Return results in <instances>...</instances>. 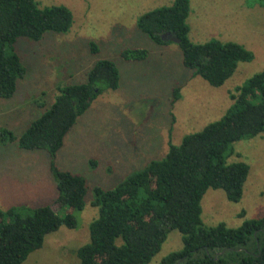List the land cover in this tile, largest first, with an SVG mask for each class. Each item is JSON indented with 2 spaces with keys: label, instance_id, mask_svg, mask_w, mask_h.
Segmentation results:
<instances>
[{
  "label": "rangeland",
  "instance_id": "rangeland-1",
  "mask_svg": "<svg viewBox=\"0 0 264 264\" xmlns=\"http://www.w3.org/2000/svg\"><path fill=\"white\" fill-rule=\"evenodd\" d=\"M36 1L40 6L68 7L72 24L68 31H48L38 41L17 38L15 50L25 74L13 97L0 98V127L19 137L50 106L58 85L84 82L100 59L113 60L120 74L118 87L102 91L78 116L55 158L59 168L83 175L89 186L77 226L61 225L49 232L42 246L21 263L77 264L76 250L89 240L88 225L98 212L90 205L92 187L115 186L150 160L162 158L169 139L178 144L184 134L219 119L231 104L229 92L264 69V0H190L187 23L193 42L234 41L253 53V59L239 62L219 87L183 65L176 42L155 43L138 29L136 19L142 13L173 0ZM91 43L97 52L91 51ZM132 47L145 48L147 58L122 59L120 52ZM175 87L180 95L172 102ZM40 100L44 105H38ZM233 149L228 161L249 165L242 196L232 202L223 190L208 188L201 199L206 225L224 222L236 227L246 218L264 214V136L242 138ZM50 161L43 149H23L17 141L0 145V208L49 205L59 210ZM180 248L181 233L172 229L148 264H159L163 256Z\"/></svg>",
  "mask_w": 264,
  "mask_h": 264
},
{
  "label": "trees",
  "instance_id": "trees-1",
  "mask_svg": "<svg viewBox=\"0 0 264 264\" xmlns=\"http://www.w3.org/2000/svg\"><path fill=\"white\" fill-rule=\"evenodd\" d=\"M189 13L190 0H173L168 6L142 13L136 25L158 44L171 41L162 38L165 33L179 38L183 65L219 87L239 62L251 61L253 53L234 41L193 42ZM72 20L64 5L0 0V98L13 97L25 74L15 50L17 38L38 41L48 31L63 33ZM97 50L91 43V51ZM120 56L143 60L148 51L126 48ZM119 78L115 62L100 59L87 71L84 82L58 85L53 102L19 137L0 127V145L17 141L20 148L43 149L50 155L59 208H0V264H21L42 246L46 234L61 225L77 226V213L86 203L89 186L83 175L59 168L55 158L78 116L102 91L117 88ZM179 92L175 87L172 102ZM229 98L231 104L219 119L184 134L178 144L169 139L162 158L150 160L113 187H92L90 205L98 212L88 225L89 240L76 250L77 264H148L172 229L181 233L182 248L163 256L159 264H264V214L246 218L236 227L224 222L209 226L201 216V199L208 188L223 190L232 202L242 196L249 165L242 160L228 161V157L235 141L264 136V69L230 91ZM37 103L44 105L41 100ZM90 162L96 166L94 159Z\"/></svg>",
  "mask_w": 264,
  "mask_h": 264
},
{
  "label": "water",
  "instance_id": "water-1",
  "mask_svg": "<svg viewBox=\"0 0 264 264\" xmlns=\"http://www.w3.org/2000/svg\"><path fill=\"white\" fill-rule=\"evenodd\" d=\"M162 38H163V39H169V40H171V41H173V42H176V43H179V42H180V39H179V38H177V37L171 35L170 33H165V34H163V35H162Z\"/></svg>",
  "mask_w": 264,
  "mask_h": 264
}]
</instances>
